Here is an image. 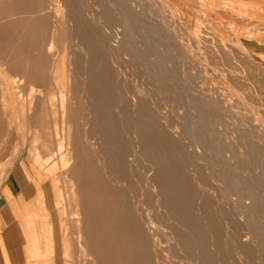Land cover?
Segmentation results:
<instances>
[{
    "label": "rangeland",
    "instance_id": "obj_1",
    "mask_svg": "<svg viewBox=\"0 0 264 264\" xmlns=\"http://www.w3.org/2000/svg\"><path fill=\"white\" fill-rule=\"evenodd\" d=\"M64 1L67 2L66 0H0V64H1L0 69L2 68L3 72L6 71V73L4 72L5 76H3V72L0 71V76H1L0 77V197L4 193L3 189H4L5 181L7 180L8 176L12 174L13 172L12 168L14 167L22 168L24 170L23 171L24 173L30 172V176L36 174L34 175V177L37 179H40V183H43L44 186L45 185L47 186V192L50 195V198L52 199V203H53L52 207L56 211L55 213H56V218H57V236H58V247L57 248L58 249L53 250L52 253L50 252L48 253V251L46 250V253H47L46 256L53 255L55 259H58L57 262H59V264H90L88 260L91 259L92 257L88 255V253L92 251V249L94 248L92 246L93 244L91 243L92 242L94 243L93 241L94 239H92V237L96 238V236L92 235V236L87 237L86 236L88 234L87 232L91 234V231H92L91 229H93V226H98V225L101 226L102 224H103L102 228L103 226H106V224H108L107 226H110L108 223L109 212L112 210V212L110 213L114 215V211H115L114 207H112L113 205L109 202L110 198L107 195L106 196L103 195V194H107L106 191L104 192V189L102 191L103 192L102 195L104 198V199L102 198L103 204H99V206L97 205L98 191L96 190L97 189L99 190L100 188H97L95 186H97V184L98 186L101 185L100 183H102V186H104V184L105 185L109 184L111 186L110 183H113V180L111 181L112 177L109 176L110 172L106 170L101 171L100 167H99L100 169H98L97 167V170H99L100 173L98 171L99 174H96L97 173V170H95L96 169V165H95L96 163L95 155L96 154L94 153V150L97 148L96 146L97 144L94 142H96L98 138L96 137V133H95V131H97L95 129L96 127L93 126V124L96 123L94 119V114L98 112L97 110L100 111L99 108L102 109L101 111H103L104 108L107 110L111 108V110H114V113H117L115 109L119 107L120 104L121 106L123 105V103L125 102L124 99H126L127 93L136 92L137 90L143 91V89H146L143 92L146 93L148 91L149 94L151 93L152 95L153 93L152 91L154 89V93L152 97L156 96L157 98L155 97L154 99L157 102H159L158 101L159 99L161 105L163 106L166 105L164 110L167 112L170 110V112L168 113L171 118L174 116L175 114L174 107L176 106L177 103L176 101H174L175 98L173 96L174 95L173 89L170 88L171 89L170 90L169 88H165L163 87L161 82H156L155 80H153L152 76L151 75L149 76V74H147L149 72L146 68H145L146 70V73H145L144 67H146V63H145V58L143 56L145 54L144 53L145 51L154 52V47H155L154 43H155L156 38L159 40H163V44L168 45V42L166 39L170 38L171 34H170V29L168 28V23L161 25L160 20H158L157 21L158 24L154 26L153 32L148 31L147 37L149 40L145 41L144 34H143L144 32L143 28H140L139 31H142V30L143 31L142 33L139 32V35L136 33V36H135V34L133 33L131 37H129L130 38L129 40L131 42H133L134 39L135 41L133 42V44L131 42H128L129 43L127 45L128 47L125 49L130 50L132 48H136L137 50L133 49V52H131L130 50L131 54L129 53V50L127 51L128 53H126L125 49H122L124 51H122L121 49H116V52H115V50L108 48L110 47V45H108V43L110 42V39L108 38V36L104 35L103 31L100 29V26L98 25L97 22H100V20L103 21L104 15L107 14V12L108 14L110 13L109 14L110 19L108 18L109 19L108 23L112 27L110 25L109 26L112 29H116L117 27V29H119V36L121 37L123 34L120 33V30H121L120 28L123 27L122 30L124 31L125 28L123 24L125 23H123V21L121 20L122 11H121V7H120L121 4L119 3V0H114V1L112 0H109V1L108 0H85V1L84 0H69L67 4L74 5L73 7L76 8L75 9L76 12L79 9L78 13L81 14V16L82 14H84L82 16L84 18L80 20V23L79 21L69 22V20L66 18V15H65L66 6H64L65 5ZM81 1L85 3L83 4ZM110 1L112 2L110 3ZM139 1H142L141 7L143 6V8L145 9H149L150 8L149 6H153L155 9L159 7V4L155 2V0H148V1L139 0ZM165 1L168 5L172 7L170 8V10L172 11L174 10V15L176 18V21L172 25V27L173 26L175 27L172 28V30L175 32V36L177 35L178 39H180L184 43L185 47L187 48L185 56L187 57V59H189L187 60V62L189 64V67H192L190 69L193 70V72L191 71L192 73L191 75H193V77L195 76V80L193 81L192 86H195L198 89H202L205 92H207L208 88L209 90H211L210 88H212L213 85L215 84L218 85L221 89L224 88L225 92L226 90L229 89L230 91L229 90L227 91L228 97L226 96V98H228L227 101L228 103L229 102L230 103L228 104L226 101V104H228L227 105L228 107H231L230 109L233 108L235 112L233 110L231 111L232 116L230 117L228 116L229 118L226 117L224 119L225 121H223V125L224 123L228 121L226 124L228 126L233 127L234 125L232 124H235V122L241 119H244L249 123V128L247 132H249L250 136H252L253 138H258L257 136L258 134L264 133V116H263L264 115V112H263L264 111V42L257 41L255 40V38L258 35L259 36L264 35V25H259V26L253 25L250 19H247L244 16L238 15L233 9L234 7L230 6L227 2L226 4L216 3V5L214 6L212 10H208L207 7L204 5L205 0H165ZM76 2H78L80 6L77 5ZM81 4L84 6H82ZM85 4L89 5L90 7L85 6ZM92 6L97 9H93ZM81 7H83L82 9L84 10H81ZM86 7L89 8V10ZM79 11H81V13ZM95 11L98 13V15ZM92 12L95 13L94 15H92L95 24H93L92 23L93 20L91 22V19H89V17L87 16V14H90V13L92 14ZM96 18L98 20H96ZM88 19L90 20L89 23L86 22L88 21ZM156 20H157V17H156ZM69 23H71L72 25L71 24L69 25ZM77 24H79V26H77ZM74 26H75V29L77 28L76 30L74 29ZM72 28L74 29V31H72L73 30ZM79 30L81 32L85 30L87 34L80 36V34L78 33ZM88 30H92V32L99 31V33L97 34L88 33ZM71 32H74V33H71ZM88 34H90V37ZM101 34H103V36ZM95 36H96V40H95ZM74 37H76L77 40L76 38L74 39ZM91 37H92V40H91ZM82 38H85L83 42L80 41L82 40ZM51 39L54 41V46H52V48L50 44ZM85 40H86V43H85ZM93 40L97 44L96 43L94 44ZM107 40H108V43H106ZM87 41L88 42L90 41V42L88 43ZM93 44L96 46L94 47ZM103 44H105V46ZM83 45L84 47H82ZM88 45H91V46L93 45L94 47L93 50H88L89 49ZM99 47L103 48L102 51H101V48ZM138 47H139V50H138ZM105 48H108V49H105ZM73 50H74V53H73ZM75 50L78 51V52L76 51L77 55L78 53L79 54L83 52L84 53L83 55L81 54L82 56L79 55V58H77V56H75ZM103 50L105 51L108 50V51L106 54H104ZM91 51L92 52L94 51L93 52L94 54ZM111 51L113 52V55L110 54ZM107 55H109V57ZM134 57L139 62L136 61ZM99 58H102L104 64H102L103 62ZM109 58H111L112 61L115 59L114 60L115 63L112 61H109ZM118 58L120 60L122 59L121 63L120 61H118L119 60ZM88 59L92 61H89ZM140 59L141 60L143 59L142 62ZM99 63H101L100 65L102 66H100ZM117 63L119 64V66ZM122 63H123V68H121ZM142 63L145 65H143ZM4 64H6V66H4ZM93 64H96V65H93ZM115 65L117 67H120V70L117 67L115 68L114 67ZM136 66L137 67L139 66V67L136 68ZM95 67L97 68V70H94L96 69ZM140 67L142 70L138 71L139 73L137 72L138 73L137 74L136 70L140 69ZM124 68L126 71L124 70ZM121 70H124V75L125 76L128 75L129 77L128 76L125 77L123 75V71ZM198 70H200V72L202 70L203 71L199 73ZM88 71L90 73H88ZM143 71L146 76H149V78H147L144 75ZM195 72L196 74H194ZM7 74H9V77ZM130 74L132 75L130 76ZM6 75H7V78H5ZM138 75H139L140 82L143 80L142 83H140L139 85L140 87L138 86L139 80L138 79L137 81L135 80L136 78H138ZM132 76H135L136 78L134 79V77ZM91 77H93V82L95 86L97 83L96 87L98 89H94V90L88 89V85L86 86L88 82L93 83ZM118 77L122 79V83H121V79ZM124 77L128 79V80L126 79L127 80L126 82H125ZM145 78L148 79V83L145 80ZM207 78L210 80H208ZM233 78L236 80H234ZM129 79L131 80L129 81ZM100 80L101 82H99ZM86 81L88 82L86 83ZM202 81H204V83ZM219 83H221V86ZM146 84L149 85L150 87L147 86ZM153 84L156 87H154ZM104 85H109L112 87V92L114 93L113 95L115 97L114 96L109 97V95H107L108 97L107 98L106 96H104L106 95L105 94L106 90L101 91V87L103 88ZM121 85H123V87ZM143 85H145L146 88ZM142 86L143 88H141ZM82 87H84V89ZM138 87L140 89H138ZM134 88L136 89V91ZM156 89L158 90V92ZM161 89L165 91L163 92ZM125 92L127 93L125 94ZM237 92L239 94H237ZM90 93H92L93 95ZM157 93L159 94V97L157 96ZM101 96L103 100L101 99ZM233 96H237L235 97L237 100L234 101L235 98H233ZM87 97L89 99H87ZM119 97H122V98L119 99ZM93 99L94 100L96 99V100L93 101ZM86 101L88 102L85 103ZM114 101L116 102V104ZM231 102H234V103H231ZM93 109L96 111L95 113ZM92 111H93V114H92ZM171 111L174 112V114L171 113ZM178 114L180 113L175 114V117H176L175 120L177 122L182 119V114L180 115ZM234 114H237V116ZM88 119L89 120L92 119V120L89 122ZM214 119L218 121L219 117L214 115ZM228 119H231V121ZM86 120L88 122H86ZM190 120L191 119L188 117L185 120V122L192 123V120L191 121ZM125 123H126L125 120L119 121V123L114 122V124L111 122H107L108 127L106 126L107 124L105 123L104 125L107 128L103 130H107L108 132L107 131H103V132H107L108 134L111 135V131H112L111 128H112L114 130L113 133H115V134H112V138H114L115 135L117 137V134H119L118 135L119 141H121V143H125L127 149L132 150L134 148L133 147L134 138L132 134L136 133V129L134 130L133 127L127 126ZM110 124H113L115 127ZM123 124L127 128H125ZM104 125L102 127H104ZM222 127L223 126L221 125L220 128L222 129ZM223 128L225 131L226 127H223ZM261 130H263V132ZM242 131H244V129H242ZM85 134L88 136H86ZM95 138H96V141H95ZM90 139H93V140H90ZM209 142L210 141L207 140L204 143L199 142L198 144V151L201 152L202 157L205 158L208 155V159L211 162L221 161V163L223 162L224 164H226V161L231 160L230 162L233 163V159H231V157L226 159L220 154V152H217V150L215 149L213 150L212 148H210L212 144L211 142L210 144H208ZM261 143L264 146L263 144L264 136L261 138ZM261 143H259L260 150H259V146L257 148L256 147L250 148V152H252L254 149L253 152L255 154L252 152L254 157L253 159H251L250 162H248V165L250 166V168H248L249 167L248 165H247L248 167H244L245 170L247 169L246 170L247 175L246 174L244 175L247 176L248 180L250 179V175L252 174V171L254 174H256V177H258V178H255V175L252 174L253 176L251 175V177H253V179L251 178V182L255 183V185L257 184L255 186L257 189L255 190L257 191L258 195H260L261 198H258V197L255 198V203H253V201L251 200L249 196H246L247 194L243 195V197L240 195H236V194L234 195L230 194L229 197L225 195L224 196L225 199L224 197L223 199H219V196H218L219 188L216 186L217 183H214V182H217V180L213 179V176L215 173L209 171L207 168H204L205 173L203 174L204 175L203 178L204 180L207 179L205 180L207 181V183L208 182L210 183V184L208 183V186H209L208 188L209 190L211 188L210 192L212 191L211 192L212 197H210L212 199L211 201L212 203H210V206L213 207L212 205H214V203H216L217 201L214 199L218 198L220 202L223 201L221 202L222 206L219 207L222 210L220 211L219 208L218 210L217 208H215L217 210L215 211L214 209L215 205H214V207L212 208L214 211L212 210L213 213L211 217L208 219L207 218L203 219V217L199 215L195 209L197 200L194 199L196 201L193 200L195 204L194 206H192V208L194 207L195 210L194 209L192 210L193 213H191V215L189 216L190 217L189 219L190 220L193 219L195 223L194 224L190 223V225L188 224L189 223V221H187L188 219L187 220L185 219L187 218V215L185 214L186 212L184 211H185V207L187 208L189 206L188 203L191 202V200L189 202L186 201L183 198L182 192H180L181 195H179L178 193L180 190L179 188H178L179 190L176 188L178 192H175V195L173 194L170 197L168 196V200L161 195L160 198L156 197L158 201L155 202V199H156L155 195L152 194V188L149 182H147V180L149 179L146 178V174H145L147 170L146 168L149 167L147 166V164H145L146 160H144L143 162L140 161L139 162L140 165L138 164L139 166L137 165L136 169H133L134 171L125 169V173H126L125 177L128 176L127 180L130 179L129 181H131L128 185L129 190H127V194H128V191L129 192L132 191L127 195L128 198L131 197L132 199L127 198V202L131 205L135 203V205L137 204L136 207L139 206V208L141 206L140 212L141 210L144 209L142 213L139 212L142 216L144 215L143 218L147 219V220L144 219L143 222L145 220L146 221L150 220L148 222L145 221L146 225H144L145 222L143 223L141 220H139L140 222L138 221L140 223V225L138 226H140L141 234L145 233V235L143 234L145 237L141 235L142 239L144 240V248H143L144 250L142 249V251H138L137 249H133L134 239L132 238V236L128 237V240L131 239L132 242L127 240L128 246H127L126 252H125L126 244L124 243L122 245L121 243H119V240H121L120 238L117 239L119 243V245L116 244L117 246L116 245L114 246L113 244L111 245L109 243L110 240L113 241L112 238H114V234H113L114 228L126 227V224H123V222H121L122 220L120 219L121 217H119L120 220L118 219L120 222H117L118 220L114 216H112L113 221H109L113 223L111 227L112 233L110 234V236L108 235L109 233H106V230L110 232V228H108L107 226H106L107 228L105 227L106 230H104V233H102V236L104 234L106 235H104V237H102L103 240H101V245L103 244L101 246V249L103 251L101 249H100L101 252H99L100 250L97 251V253L99 254L98 255L99 259H100V260H97L99 261L98 264H100V262L101 264L103 263L111 264L110 261L113 262L112 264H115V259H114L115 255L117 257L122 256L123 258H125L124 261L117 260L116 264H124V263L141 264V262L142 264H146V262L147 264H151V262L152 264H155L156 262L157 263L159 262L158 264H170V263L171 264H191V262L195 261L196 258L198 257H199V260L197 259L195 261L196 264L197 263H200V264H206V263L207 264H253V262L254 264H262V263L264 264V256H263L264 255V248H263L264 247V221L262 220L259 221L260 220L259 218L264 219V216H263L264 215V196H261V195H264V191H263L264 190L263 189L264 187L263 186L264 185V170L263 169L264 168H261V170L256 169V165L258 164L260 165L261 163L259 151L262 150L261 151L262 154L264 152V149H263L264 147L261 145ZM59 144H62L61 148H59ZM90 144L91 146H89ZM206 148H208L207 150L209 152L206 151ZM239 149L241 150V148ZM242 149L245 150L244 148ZM89 150L91 151L89 152ZM210 151H213L214 153L213 152L210 153ZM187 152L188 151L186 150L185 152L182 151V155L187 156L186 155ZM65 153L68 154L67 156L69 157L64 158L63 155ZM212 153L214 154V156L212 155ZM68 158H70V161H67ZM92 158L93 160H91ZM255 158L258 160L260 159V161L257 160L259 163L256 164L257 161H254L256 160ZM85 159L87 160L85 161ZM183 159H187V158H183ZM88 160L90 161V163L88 162ZM91 162L94 165H92ZM201 162L206 163L204 159H201ZM252 162H254L255 164ZM170 163L171 162H168V165L170 167H173L172 166L173 164L170 165ZM187 166L190 167L188 163H187ZM243 166H245V164ZM32 167L35 168L34 170L35 173L33 172ZM235 167L237 168L242 167L238 159L235 161ZM92 168H95L94 169L95 171ZM223 168L226 170L225 166H223ZM143 169L145 170V172ZM186 169L187 171H189L188 167ZM259 170L262 174L259 173ZM88 171H91V172L93 171V173L88 172ZM102 172H104L105 174L106 172L108 173L107 175H105ZM248 172H251L250 175ZM94 173L98 175V177H96ZM92 174H94L95 176L93 177ZM127 174H130V175H127ZM87 176L90 177L91 179L88 178ZM102 176L105 177L106 179L104 178L105 180H102L103 179ZM107 178L109 180H107ZM211 179L213 180L211 181ZM80 180L83 181L86 187L90 185L91 186L94 185V186L91 188L89 187L90 189L87 188L85 190L86 187L84 186L83 188L82 181ZM97 180L99 181V183ZM100 181H103V182H100ZM259 181L261 183L263 182L262 186ZM170 182L173 183V185L175 184L174 188L177 186L175 180L173 182L170 180ZM148 186L150 190L148 189ZM259 187L262 190L259 189ZM79 188H80L81 193L79 192ZM130 188L133 190H131ZM88 189L90 191H88ZM76 191L78 192L76 193ZM94 191H96L95 192L96 194L94 193ZM88 192L90 193V196L89 194H87ZM79 195L81 196L83 195V196L80 197ZM134 196H136V198ZM92 197H94L95 199L93 200ZM95 200L97 201V203ZM104 200L107 203L104 204L105 202ZM132 200L134 202H132ZM138 200H139V203H137ZM174 200L177 203H175ZM243 200L245 202H243ZM164 201H166V203ZM257 201L259 202V204H257L258 203ZM92 202L96 204L93 205ZM161 202H163L165 205ZM183 202L184 204L186 203L185 206L183 205ZM193 202H191V204H193ZM159 203L161 204L159 205ZM170 203H172L173 205L172 204L170 205ZM104 205H106V207ZM158 205L159 206L162 205V206L158 207ZM168 205H170V207ZM237 205L239 207L241 206L240 208L242 210L244 209L243 211L245 213L254 212L255 208L253 206L257 205L256 208L259 206L257 208L258 215L259 214L261 215L263 214V215L262 217H260V215L259 216L257 215V217H259L258 218L259 222L257 221L256 224L245 226L243 222L239 219L238 215L236 214V211L232 210V209H235V206ZM144 206L147 209L143 208ZM95 207L97 210H101V209L102 210L96 211ZM165 207L166 209H168V211L165 209ZM180 207L184 209L181 210ZM92 208L94 209L92 210ZM79 209H81L82 211L85 210V212L79 215L77 212ZM178 209L180 212H178ZM106 210H108V212ZM96 212H99L100 215L102 216L100 217V215L97 214ZM103 212L107 213L108 215L105 214L106 217H104ZM171 212L173 215L171 214ZM178 215L181 216L182 218L178 217ZM185 215L186 217L183 218V216ZM84 217H86L87 219L86 226L84 225V223L80 222L81 218H84ZM97 219L99 222L97 221ZM100 219L103 221L104 219H107V220H105L104 222L102 221L101 223ZM104 223L106 224L104 225ZM114 224L117 226H114ZM210 224L212 227L210 226ZM207 225L209 228L207 227ZM255 225L259 227H256ZM129 227L131 226L128 225L127 228ZM141 227L145 229H142ZM229 227H230V230H229ZM145 230H148L149 233L148 231L145 232ZM209 231L210 232L212 231V232L210 233ZM157 233L161 234L162 237L161 236L159 237L158 236L159 234L157 235ZM209 233L211 234V236ZM245 233H250L252 237L253 236L257 237V244L259 243L258 245H255L257 247L248 246L247 247L248 249H247L246 247L241 246L243 243V238L245 237L243 235ZM155 234L157 236H155ZM149 235H150V238H149L150 241H147L145 238L146 236H149ZM212 235L214 236V239H212L213 238ZM260 236L263 239H261ZM158 237H159V240H157ZM81 238H82V241H80ZM85 239L88 244L87 248L83 246L84 244H82L83 240ZM106 239L108 240V242H106ZM160 240L161 241L163 240V241L161 242ZM212 240H214L213 243L215 242L214 245L211 242ZM261 240L263 241V243L261 242ZM103 241L106 243L109 249L107 248L106 245H104L105 243ZM259 241L262 243V245ZM108 244L110 245V247ZM130 246L132 247L130 248ZM91 247L93 248L90 249ZM116 248L117 249L120 248V249L117 250ZM153 248H160L159 249L160 253L159 251H157L158 249H154V252H153L152 250ZM66 249H67V252H66ZM241 249L242 251H240ZM245 249L252 251L253 253L251 252L249 253L248 251L246 252ZM238 250L240 252H243L244 258H239L238 256L239 254H237L239 253ZM129 251H131V254L129 253ZM147 252H150V253H147ZM247 254L248 256L246 257ZM145 255L150 257V259L146 257ZM257 256L261 258L258 259ZM100 257H102L103 260H101ZM128 257H129V260H128ZM189 257H192V258H189ZM136 258L138 259L136 260ZM143 259L145 261H143ZM155 259H157V261ZM192 259H195V260H192ZM90 262L92 261L90 260ZM186 262H189V263H186ZM91 264H96V263L92 262Z\"/></svg>",
    "mask_w": 264,
    "mask_h": 264
},
{
    "label": "bare ground",
    "instance_id": "obj_2",
    "mask_svg": "<svg viewBox=\"0 0 264 264\" xmlns=\"http://www.w3.org/2000/svg\"><path fill=\"white\" fill-rule=\"evenodd\" d=\"M67 2H65V5L64 6H66V18L69 20V22H72V21H74V22H77V21H79V23H80V20H82V18H84V17H82L84 14H82V16H81V14H79L78 13V10H77V12L75 11V9L76 8H74L73 6L74 5H70V4H67L68 2H69V0H66ZM85 1V0H84ZM109 1V0H108ZM112 1H114V0H112ZM112 1H110V3L112 2ZM133 1V2H132ZM145 1V0H144ZM148 1V0H147ZM82 2V1H81ZM130 2H131V4H130ZM141 2L142 1H139V0H119V3L121 4V11H122V21H123V23H125V24H123L124 25V28H125V30L123 31L122 30V28L123 27H121L120 29V33L121 34H123L121 37L119 36V29H117V27H116V29H112L111 27V25L108 23V20L110 19L109 18V14H108V12H107V14H105L104 15V20L103 21H101L100 20V22H97L98 23V25L100 26V29L103 31V33H104V35H106V36H108V38L110 39V42L108 43V40L106 41V43H108V45H110V47H108V48H111L112 50H115V52H116V49H125V48H127L128 46V42H131L129 39V37H131V35L134 33L135 34V36H136V33L139 35V32L140 33H142V31L144 30V32H143V34H144V39H145V41H147V40H149L148 39V37H147V34H148V31H152L153 32V30H154V26L156 25V24H158L157 23V21L158 20H160V24L162 25H164V24H167L168 23V28L170 29V34H171V37L170 38H168V39H166L167 40V42H168V45H165V44H163V40H159V39H155V43H154V52H148V51H145L144 53V58H145V63H146V67H144V70H145V68L148 70V72L149 73H147V74H149V76L151 75L152 76V78H153V80H155L156 82H161L162 83V85H163V87H165V88H171V89H173V93H174V98H175V100L174 101H176V106L174 107L175 108V114L176 113H180V114H182V119L180 120V121H176L175 120V114H174V112H172L171 111V113H173L174 114V116L171 118L170 117V115H169V113L168 112H170V110L167 112V111H165L164 110V108H165V106H163V105H161V103H160V100L158 99V101L159 102H157L154 98L156 97H152L153 96V93H154V89H153V93H152V95H151V93L149 94V92L147 91L146 93L145 92H143L144 90H146V89H143V91L142 90H140V91H136V89H135V91L136 92H131V93H127V92H125V94L127 93V95H126V99H124L125 100V102L123 103V105L121 106V104L119 105V103H118V105H119V107H117L116 109H115V111L117 112V113H114V110H111V108L109 109V110H107V109H103V111H101L102 109L101 108H99L100 109V111L99 110H97L98 112H96L94 109H93V111H94V119H95V121H96V123H94V124H96V125H94L92 122V124H93V126H95L96 128V130L98 131H95V133H96V137L98 138L97 139V141H96V138H95V141L96 142H94V143H96L97 145V148L95 149V147H94V153L96 154L95 156H96V163H95V165H96V169L95 168H92L93 170L95 169V170H97V167H98V169H100L101 171L102 170H106V171H108V172H110V175L109 176H111L112 178H111V181L113 180V183H110L111 184V186L108 184V185H105L104 184V186H102V183H100L101 185H99L98 186V184H97V186H95V187H97V188H100L99 190L97 189L96 191H98V199H97V201H98V203H97V201H96V203H97V205L99 206V204H103V200H102V198H103V195H107L109 198H110V203L113 205L112 207H114V215H112V213H110V212H112V210L109 212V221H113L112 219H113V217L112 216H114L117 220L119 219V217H121L120 219H122L121 220V222H123V224H126V227H123V225H122V227L123 228H114L113 229V234H114V238H112L113 239V241L112 240H110L109 241V243L112 245H116V244H118L119 245V243H121L122 245L125 243L126 244V250L125 249H123V250H125V252L127 251V246H128V243H127V240H128V237L129 236H132V238L134 239V245H133V249H137L138 251H142V249L144 248V240L142 239V236L141 235H145V233H142L141 234V232H140V226H138V225H140V221L139 220H141L142 222H143V220L144 219H146V218H143L144 217V215L142 216L140 213H142V211L144 210H141V212H140V208H141V206H140V208H139V206L138 207H136L137 206V204L135 205V203H133V205H131V204H129L128 202H127V195L130 193V192H132V191H128V194H127V190H129L128 189V185H129V183L131 182V181H129V180H127V178H128V176L127 177H125L126 176V173H125V169H128V170H132V171H134L133 169H136V167H137V165L139 164V162L140 161H144V160H146V162H145V164H147V166H149L148 168H146L147 170H146V178H148L149 180H147V182H149V184H150V186H151V188H152V194H154L155 195V198L157 197V198H160V196L162 195L164 198H166L167 200H168V196L170 197V196H172L173 194L175 195V192H178V190H179V195H181L180 194V192H182V195H183V198L186 200V201H190L191 200V202H193V200L194 199H196L197 200V202H196V207H195V209H196V211L198 212V214L199 215H201L202 217H203V219L204 218H210L211 217V215H212V213H213V207H214V205H215V207H214V209L215 208H217V210H218V208L220 207V206H222V204H221V202H223V201H219L218 200V198L216 199H214V200H217L216 201V203H214V205H212L213 207H211L210 206V203H212L211 201H212V199L210 198V197H212V195H211V192H210V190H211V188H210V190H209V186H208V183H207V181H205V180H207V179H205L204 180V178H203V174L205 173L204 172V168H207L209 171H211V172H213V173H215L214 174V176H213V179H215V180H217V182H214V183H217V187L219 188V199H223V197L225 196V195H227L228 197H229V195L231 194V195H234V194H236V195H240V196H242L243 197V195H245V194H247L246 196H249L250 198H251V200L253 201V203H255V198H261L260 197V195H258V193H257V191L255 190V189H257L255 186L257 185H255V183H252L251 182V178L253 179V177H251V175L252 174H254L253 173V171H252V174L250 175V173L251 172H248L249 173V175H250V181L247 179V176H245L244 174H246V170L244 169V167H248L249 165H248V162H250L251 161V159H253V151H254V149H253V153L252 152H250V148L251 147H258L259 146V143H261V138L264 136L263 134L264 133H262V134H258L257 136H258V138H253L252 136H250V133L249 132H247V130H248V128H249V123L246 121V120H244V119H241V120H239V121H237V122H235V124H232V125H234L233 127L232 126H228L226 123L228 122H226V123H224V125H223V121H225L224 119L226 118V117H230V116H232L231 115V111L233 110V108L232 109H230L231 107H228L227 105L230 103H228V101H227V99L228 98H226V96L228 97V93H227V91L229 90H226V92L224 91V88H220L218 85H213V87L212 88H210L211 90H209V88H208V90H207V92H205V91H203L202 89H198V88H196L195 86H192V83H193V81L195 80V76L193 77V75H191L192 73H191V71L193 72V70L192 69H190V68H192V67H189V64H188V62H187V60H189V59H187V57L185 56V53H186V50H187V48L185 47V45H184V43L180 40V39H178V36L176 37L175 36V32L172 30V28H174L175 26H173L172 27V25L174 24V22L176 21V18H175V15H174V10L172 11V10H170V8H172L170 5H168L167 3H166V1L165 0H155V2H157L158 4H159V7L157 8V9H155L153 6H149L150 8L149 9H145V8H143V6L141 7ZM61 3V2H60ZM63 3V2H62ZM77 3V5H79V3L78 2H76ZM75 3V4H76ZM83 3V2H82ZM85 3V2H84ZM83 3V4H84ZM33 4V3H32ZM82 5V4H81ZM80 6V5H79ZM78 6V7H79ZM82 6H84V5H82ZM85 6H89V5H86L85 4ZM76 7V6H75ZM90 7V6H89ZM93 7V6H92ZM80 8V7H79ZM83 7H81V10H84V9H82ZM87 8V7H86ZM169 8V9H168ZM47 9V8H46ZM88 10H89V8H87ZM93 9H97V8H95V7H93ZM44 10V9H43ZM87 10V11H88ZM92 11V10H91ZM90 11V12H91ZM166 11H168V12H166ZM80 13H81V11H79ZM83 12V11H82ZM86 12V11H85ZM96 12V11H95ZM97 12H98V10H97ZM96 12V13H97ZM78 13V14H77ZM89 13V12H88ZM85 14H87V13H85ZM95 13H93L92 12V14L90 13V14H87V16L89 17V19H91V22H92V20H93V17H92V15H94ZM97 15H98V13H97ZM31 16V15H30ZM156 17H157V20H156ZM85 18H87V17H85ZM100 18H102V17H100ZM109 18V19H108ZM169 18V19H168ZM88 19V21H86V22H90V20ZM96 20H98L97 18H96ZM84 21H85V19H84ZM84 21H83V23H84ZM111 21V20H110ZM109 21V22H110ZM93 24H95L94 23V20H93V22H92ZM96 23V24H97ZM71 23H69V25H70ZM81 24H82V22H81ZM72 25V24H71ZM87 25V24H86ZM111 27H110V26ZM77 26H79V24H77ZM82 26V25H81ZM84 26V25H83ZM90 26V25H89ZM80 28V27H79ZM84 28V27H83ZM94 28V27H93ZM97 28V27H96ZM140 28H143V30L142 31H139L140 30ZM73 29V28H72ZM74 29H75V26H74ZM74 29L72 30V31H74ZM77 29V28H76ZM75 29V30H76ZM81 29H82V27H81ZM90 29V28H89ZM177 29V28H176ZM95 30V29H94ZM100 30V31H101ZM83 31V30H82ZM96 31V30H95ZM98 31V30H97ZM133 31V32H132ZM177 31V30H176ZM71 33H74V32H71ZM78 33L80 34V36H83L84 34L86 35L87 33L85 32V30L83 31V32H81L80 30L78 31ZM88 33H99V31L98 32H92V30H88ZM142 34V35H143ZM182 34V33H181ZM89 35V37H90V34H88ZM98 35H100V34H98ZM102 36H103V34H101ZM142 35H140V36H142ZM183 35V34H182ZM181 35V36H182ZM77 36V35H76ZM101 36V37H102ZM134 36V37H135ZM53 37V36H52ZM78 37V36H77ZM98 37V36H97ZM105 37V36H104ZM103 37V38H104ZM133 37V38H134ZM76 37H74V39H75ZM100 38V37H99ZM98 38V39H99ZM107 38V39H108ZM133 38H131V39H133ZM143 38V37H142ZM141 38V39H142ZM53 39V38H52ZM51 39V42H50V44H51V48H52V46H54V41ZM79 39V38H78ZM85 38H82V40H80V41H82L83 42V40H84ZM136 39H137V37H136ZM76 40H77V38H76ZM91 40H92V37H91ZM95 40H96V36H95ZM102 41V40H101ZM104 41V40H103ZM134 41H135V39H134ZM133 41V42H134ZM79 42V41H78ZM77 42V43H78ZM81 42V43H82ZM88 42V41H87ZM90 42V41H89ZM88 42V43H89ZM93 42H94V44L96 43L94 40H93ZM100 42V41H99ZM133 42H131L132 44H133ZM80 43V42H79ZM78 43V44H79ZM85 43H86V40H85ZM104 43V42H103ZM130 43V44H131ZM75 44H76V42H75ZM91 44V43H90ZM93 44V45H94ZM97 44V43H96ZM102 44V43H101ZM93 45L91 46V45H88V50H93V48L96 46V45H94V47H93ZM98 45H100V44H98ZM104 46H105V44H103ZM77 46V45H76ZM80 46V45H79ZM82 47H84V45L82 46ZM86 47V46H85ZM98 47V46H97ZM102 47V46H101ZM101 47H99V48H101ZM108 48H105V49H108ZM76 49V48H75ZM98 49V48H97ZM102 49L103 48H101V51H102ZM133 49H135V50H137L136 48H132V49H130L131 50V52H133ZM78 50V49H77ZM77 50H75V56H77V58H79V55L80 56H82L83 55V53H78V55L76 54V51ZM121 50H119V51H121ZM129 50V49H128ZM128 50H126L125 49V51H126V53H128L127 51ZM130 50H129V53H130ZM138 50H139V47H138ZM84 51H85V49H84ZM95 51H97V50H95ZM104 51V54H106L107 53V51L108 50H103ZM110 51V50H109ZM122 51H124V50H122ZM78 52V51H77ZM80 52V51H79ZM82 52V51H81ZM92 52V51H91ZM94 52V51H93ZM92 52V53H93ZM98 52H99V50H98ZM112 52V51H111ZM110 52V54H112L113 55V52L111 53ZM118 52V51H117ZM73 53H74V50H73ZM95 53H97V52H95ZM109 53V52H108ZM126 53H124V54H126ZM82 54V55H81ZM88 54H90V53H88ZM94 54V53H93ZM103 54V53H102ZM109 54V55H110ZM131 54V53H130ZM74 55V54H73ZM109 55H107L108 57H109ZM105 56V55H104ZM137 57V56H136ZM140 57V56H139ZM83 58V57H82ZM81 58V59H82ZM85 58V57H84ZM88 58V57H87ZM97 58V57H96ZM104 58V57H103ZM142 58V57H141ZM94 59V58H93ZM99 59H101L102 60V58H99ZM119 59V58H118ZM117 59V60H118ZM134 59H136L135 57H134ZM85 60V59H84ZM87 60V59H86ZM89 60V59H88ZM97 60V59H96ZM115 60V59H114ZM112 61L111 60V58H109V61H112V62H114L115 63V61ZM122 60V59H121ZM120 59L118 60V61H120V63L122 62ZM141 60V59H140ZM143 60V59H142ZM142 60H141V62H142ZM89 61H92V60H89ZM94 61V60H93ZM106 61H107V59H106ZM117 61V62H118ZM136 61H138L137 59H136ZM102 62H103V60H102ZM111 62V63H112ZM139 62V61H138ZM82 63V62H81ZM92 63V62H91ZM101 63H99V65H100ZM102 64H104V62L102 63ZM118 64V63H117ZM143 64V63H142ZM1 65V64H0ZM81 65V64H80ZM93 65H96V64H93ZM109 65V64H108ZM114 65V64H113ZM112 65V66H113ZM128 65V64H127ZM134 65H136V64H134ZM140 65V64H139ZM143 65H145V64H143ZM3 66V65H2ZM4 66H6V64H4ZM98 66V65H97ZM100 66H102V65H100ZM118 66H119V64H118ZM141 66V65H140ZM80 67V66H79ZM94 67V66H93ZM104 67H105V65H104ZM115 68L117 67L116 65L114 66ZM113 67V68H114ZM139 67V66H138ZM137 66H136V68H138ZM203 67V66H202ZM90 68V67H89ZM96 68V67H95ZM99 68V67H98ZM110 68H111V66H110ZM117 68H119V70H120V67H117ZM121 68H123V63H122V65H121ZM201 68V67H200ZM93 69V68H92ZM196 69V68H195ZM197 69H199V68H197ZM206 69V68H205ZM94 70H97V68L96 69H94ZM103 70V69H102ZM109 70V69H108ZM111 70V69H110ZM115 70V69H114ZM124 70H125V68H124ZM124 70H121V71H123V75H124ZM133 70V69H132ZM140 70H142L141 69V67H140V69H138V70H136V73L138 72V71H140ZM0 71L1 72H3V70H2V68L0 69ZM9 71V70H8ZM101 71V70H100ZM104 71V70H103ZM106 71V70H105ZM126 71V70H125ZM199 71V73H201L200 72V70H198ZM197 71V72H198ZM209 71V70H208ZM5 73H6V71H4ZM4 72H3V76H5L4 75ZM93 72V71H92ZM108 72V71H107ZM106 72V73H107ZM115 72H117V71H115ZM114 72V73H115ZM120 72V71H119ZM118 72V73H119ZM130 72V71H129ZM88 73H90L89 71H88ZM105 73V74H106ZM131 73V72H130ZM139 73V72H138ZM137 73V74H138ZM141 73V72H140ZM143 73H144V71H143ZM145 73H146V70H145ZM145 73H144V75H145ZM93 74V73H92ZM111 74V73H110ZM116 74V73H115ZM126 74V73H125ZM134 74V73H133ZM194 74H196V72L194 73ZM238 74V73H237ZM236 74V75H237ZM8 75V77H9V74H7ZM7 75H6V77L5 78H7ZM90 75V74H89ZM104 75V74H103ZM117 75V74H116ZM132 74H130V76H131ZM135 75V74H134ZM199 75V74H198ZM201 75H203V74H201ZM218 75V74H217ZM233 75V74H232ZM88 76V75H87ZM119 76V75H118ZM121 76V75H120ZM125 76V75H124ZM126 76H128V75H126ZM125 76V77H126ZM146 76V75H145ZM149 76H146L147 78H149ZM205 76V75H204ZM230 76H231V74H230ZM238 76V75H237ZM1 77V76H0ZM110 77V76H109ZM124 77V78H125ZM129 77V76H128ZM132 77H134V79L136 78L135 76H132ZM143 77V76H142ZM197 77V76H196ZM206 77V76H205ZM239 77V76H238ZM92 78V82H93V77H91ZM118 78H120V77H118ZM123 78V77H122ZM144 78V77H143ZM147 78H145V80L147 81V83H148V79ZM204 78V77H203ZM215 78V77H214ZM213 78V79H214ZM105 79V78H104ZM121 79V78H120ZM127 78H125V82L128 80H126ZM133 79V78H132ZM137 79L139 80V75H138V78H136L135 80L137 81ZM140 79H141V77H140ZM205 79V78H204ZM208 79V78H207ZM216 79H217V77H216ZM223 79V78H222ZM231 79V78H230ZM234 79V78H233ZM116 80V79H115ZM131 79H129V81H130ZM135 80H133V81H135ZM208 80H210V79H208ZM232 80V79H231ZM234 80H236V79H234ZM97 81V80H96ZM112 81V80H111ZM143 81V80H142ZM142 81L140 82V80L138 81V86L140 85V83H142ZM219 81V80H218ZM88 81H86V83H87ZM98 82V81H97ZM99 82H101V80L99 81ZM132 82V81H131ZM145 82V81H144ZM150 82V81H149ZM203 83H204V81H202ZM201 82V83H202ZM215 82V81H214ZM220 82V81H219ZM5 83V82H4ZM103 83V82H102ZM121 83H122V79H121ZM135 83V82H134ZM133 83V84H134ZM231 83V82H230ZM107 84V83H106ZM144 84V83H143ZM157 84V83H156ZM220 84V86H221V83H219ZM225 84H226V82H225ZM88 85V89H98L96 86H97V83H96V86H95V84H94V82L93 83H87L86 84V86ZM103 85V84H102ZM116 85H117V83H116ZM115 85V86H116ZM124 85V84H123ZM123 85H121L122 87H123ZM147 85V84H146ZM152 85V84H151ZM154 85V84H153ZM159 85H160V83H159ZM223 85V84H222ZM232 85V84H231ZM100 86H101V84H100ZM113 86V85H112ZM135 86H137V85H135ZM143 86H145V85H143ZM143 86L141 87V88H143ZM147 86H149V85H147ZM158 86V85H157ZM226 86V85H225ZM117 87V86H116ZM120 87V86H119ZM122 87H121V89H122ZM140 87V86H139ZM138 87V89H140ZM150 87V86H149ZM154 87H156L155 85H154ZM83 89H84V87H82ZM125 88V87H124ZM145 88H146V86H145ZM201 88H202V86H201ZM231 88V87H230ZM87 89V90H88ZM130 89V88H129ZM129 89H127V90H129ZM133 89V88H132ZM158 89V88H157ZM156 89V90H157ZM164 89V88H163ZM168 89V90H169ZM170 89V90H171ZM207 89V88H206ZM102 90H106V95H104V96H106L107 97V95H109V97H113L114 95V93L112 92V87L111 86H109V85H104V87L102 88L101 87V91ZM124 90V89H123ZM131 90V89H130ZM149 90V89H148ZM159 90V89H158ZM158 90H157V92H158ZM162 90V89H161ZM160 90V91H161ZM235 90V89H234ZM92 91V90H91ZM101 91H100V93H101ZM163 91V90H162ZM165 91V90H164ZM163 91V92H164ZM230 91V90H229ZM97 92V91H96ZM123 92V91H122ZM130 92V91H129ZM83 93V92H82ZM124 93V92H123ZM168 93V92H167ZM172 93V92H171ZM205 93V94H204ZM229 93H231V92H229ZM236 93V92H235ZM85 94H86V92H85ZM87 94H88V92H87ZM90 94H92V93H90ZM89 94V95H90ZM95 94V93H94ZM118 94H119V92H118ZM237 94H239L238 92H237ZM236 94V95H237ZM93 95V94H92ZM155 95V94H154ZM164 95V94H163ZM230 95H232V94H230ZM234 95V94H233ZM91 96V95H90ZM157 96L159 97V94L157 93ZM171 96V95H170ZM83 97H85V96H83ZM115 97V96H114ZM123 97V96H122ZM122 97H119V99L120 98H122ZM235 97H237V96H233V98H235ZM108 98V97H107ZM125 98V97H124ZM157 98V97H156ZM230 98V97H229ZM233 98H231V99H233ZM87 99H89L88 97H87ZM101 99H102V96H101ZM238 99H240V98H238ZM96 100V99H95ZM94 99H93V101H95ZM103 100V99H102ZM107 100V99H106ZM169 100V99H168ZM235 100H237L236 98L234 99V101ZM112 101V100H111ZM110 101V102H111ZM115 101H116V99H115ZM114 101V102H115ZM170 101V100H169ZM171 101H173V100H171ZM226 101H227V103L228 104H226ZM232 101V100H231ZM88 101H86L85 103H87ZM109 102V103H110ZM117 102H118V100H117ZM92 103V102H91ZM94 103V102H93ZM96 103V102H95ZM105 103V102H104ZM113 103V102H112ZM121 103V102H120ZM172 103V102H171ZM174 103V102H173ZM231 103H234V102H231ZM101 104V103H100ZM99 104V105H100ZM115 104H116V102H115ZM95 105V104H94ZM109 105V104H108ZM118 105H116V106H118ZM168 105V104H167ZM175 105V104H174ZM231 105H233V104H231ZM107 106V105H106ZM169 106V105H168ZM236 106V105H235ZM238 106V105H237ZM86 107V106H85ZM92 107V106H91ZM90 107V108H91ZM96 107V106H95ZM110 107H112V106H110ZM168 108V107H167ZM167 108H166V110H167ZM238 108V107H237ZM236 108V109H237ZM88 109V108H87ZM113 109V108H112ZM245 110V109H244ZM249 110V109H248ZM251 110V109H250ZM259 110V109H258ZM257 110V111H258ZM93 111H92V114H93ZM234 112H235V110H233ZM252 111V110H251ZM256 111V112H257ZM244 112H246V111H244ZM264 112V111H263ZM89 113V112H88ZM91 114V115H92ZM180 114H178V115H180ZM256 114V113H255ZM91 115H90V117H91ZM172 115V114H171ZM177 115V116H178ZM214 115L215 116H218L219 117V120L218 121H216L215 119H214ZM234 115H236L237 116V114H234ZM245 115V114H244ZM250 115V114H249ZM251 116V115H250ZM260 116V115H259ZM264 116V115H263ZM88 117V116H87ZM179 117H181V116H179ZM190 118L191 120H192V123H186L185 122V120L187 119V118ZM228 117V118H229ZM246 117V116H245ZM254 117V116H253ZM261 117V116H260ZM244 118V117H243ZM87 119V118H86ZM90 119V118H89ZM88 119V120H89ZM177 119H178V117H177ZM231 119H232V117H231ZM231 119H228V120H230L231 121ZM234 119V118H233ZM92 120V119H91ZM91 120H89V122L91 121ZM125 120V124L127 125V126H130V127H133L134 128V130L136 129V133H133L132 135H133V143H134V146L133 145H131V146H133L132 148V150H130V149H127L126 148V144L125 143H121V141H119V139H118V135L119 134H117V137H116V135L114 136V138H112V134H115V133H113V129L111 128V135L110 134H108L107 132V130H103V129H105V128H107L108 127V124H107V122H111V123H113L114 124V122L115 123H119V121H124ZM190 120V121H191ZM258 120V119H257ZM260 120V119H259ZM94 121V120H93ZM114 121V122H113ZM86 122H88L87 120H86ZM254 122V121H253ZM90 123V124H91ZM107 124L106 126L104 125V124ZM230 123V122H229ZM232 123V122H231ZM259 123H260V121H259ZM259 123H258V125H259ZM263 123V122H262ZM261 123V124H262ZM113 124H110V125H112V126H114ZM104 125V127H102ZM124 125V124H123ZM223 126V127H226L225 128V131H224V128L222 127V129L220 128V126ZM226 125V126H225ZM252 125V124H251ZM257 125V126H258ZM118 126V125H117ZM253 126V125H252ZM85 127V126H84ZM89 127V126H88ZM115 127V126H114ZM124 127H125V125H124ZM259 127V126H258ZM93 128V127H92ZM118 128V127H117ZM125 128H127V127H125ZM200 128V129H199ZM242 129H244V131H242ZM262 129H263V127H262ZM91 130V129H90ZM110 130V129H109ZM118 130V129H117ZM133 130V129H132ZM93 131H94V129H93ZM103 131H107V132H103ZM262 132H263V130H261ZM93 134V133H92ZM86 135V134H85ZM129 135H131V134H129ZM86 136H88V135H86ZM92 136V135H91ZM130 137V136H129ZM106 138V139H105ZM122 138V137H121ZM132 138V137H131ZM104 139V140H103ZM123 139V138H122ZM90 140H93V139H90ZM210 141L211 142V147L210 148H212L213 150L215 149V150H217V152H220V154L223 156V157H225L226 159H228L229 157H231V159H233V163H231L230 161L231 160H229V161H226V164H224L223 162L221 163V161H219V162H211L209 159H208V155H207V157H202L201 156V152L200 151H198V144H199V142H206V141ZM88 141V140H87ZM125 141H127V140H125ZM263 141V140H262ZM210 142L208 143V144H210ZM86 143V142H85ZM92 143V142H91ZM87 144V143H86ZM264 144V143H263ZM130 145V144H129ZM261 145H262V143H261ZM86 146V145H85ZM89 146H91V144L89 145ZM89 146H87V147H89ZM93 146H95V145H93ZM128 146V145H127ZM209 146V145H208ZM263 146V145H262ZM261 146V147H262ZM62 147V144H59V148H61ZM125 147V148H124ZM264 147V146H263ZM169 150H167V149ZM239 148H241V150L239 149ZM242 148H244L245 150H243ZM91 149H92V147H91ZM208 148H206V151L207 152H209L208 150H207ZM264 149V148H263ZM166 150V151H165ZM185 150L186 151H188L187 152V156H183L182 155V151H184L185 152ZM211 150V149H210ZM256 150V149H255ZM259 150H260V146H259ZM258 150V151H259ZM88 151V150H87ZM91 150H89V152H90ZM262 151V150H261ZM261 151H259L260 153H259V156H260V158H261V163H260V165L258 164V165H256V169L258 170V169H260L261 170V168H264L263 166H264V152H263V154L261 153ZM211 152H213V151H210V153ZM255 152H257V151H255ZM92 153V152H91ZM214 153V152H213ZM212 153V155L214 156V154ZM219 154V153H218ZM255 154V153H254ZM68 154H64L63 155V157L64 158H66V157H69V156H67ZM93 155V154H92ZM211 155V154H210ZM95 156H93V157H95ZM212 156V157H213ZM216 156V155H215ZM220 156V155H219ZM258 156V157H259ZM210 157V156H209ZM85 158V157H84ZM83 158V159H84ZM89 158V157H88ZM183 158H187V159H183ZM211 158V157H210ZM215 158V157H214ZM224 158V159H225ZM201 159H204L205 160V162L206 163H204V162H201ZM239 160L240 161V163H241V165H242V167H240V168H237V167H235V161L236 160ZM256 159V158H255ZM87 159H85V161H86ZM91 160H93V158L91 159ZM213 160V159H212ZM217 160V159H216ZM258 159H256V160H254V161H257ZM67 161H70V158H68L67 159ZM188 161H190V162H188ZM223 161H225V160H223ZM258 161H260V159L258 160ZM256 162V164L257 163H259V162ZM88 162L90 163V161L88 160ZM168 162H171L170 163V165H172L173 167H170L169 165H168ZM77 163V162H76ZM187 163L190 165V167L189 166H187ZM252 163H254V162H252ZM91 164L92 165H94L92 162H91ZM245 164V166H243ZM249 164H251V163H249ZM255 164V163H254ZM98 165V166H97ZM140 165V164H139ZM138 165V166H139ZM248 165V166H247ZM80 166V165H79ZM85 166V165H84ZM223 166H225V168H226V170L223 168ZM94 167V166H93ZM100 167V168H99ZM189 168V171H187V169L186 168ZM260 167V168H259ZM85 168V167H84ZM144 168V169H145ZM248 168H250V166L248 167ZM83 169V168H82ZM143 169V170H144ZM227 169H228V171H227ZM255 169V168H254ZM89 170H90V168H89ZM94 170V171H95ZM207 170V171H208ZM243 170H244V172H243ZM253 170V169H252ZM256 170V171H257ZM260 170H259V173H261L260 172ZM264 170V169H263ZM98 171L99 170H97V173L96 174H99L100 173V171H99V173H98ZM129 171V172H130ZM88 172H91V171H88ZM108 172H106V174L104 173V172H102V173H104L105 175H107V173ZM137 172V171H136ZM144 172H145V170H144ZM258 172V171H257ZM87 173V172H86ZM91 173H93V171L91 172ZM94 173V174H95ZM101 173V174H102ZM131 173V172H130ZM212 173V174H213ZM84 174H85V172H84ZM94 174H92L93 175V177L96 175H94ZM132 174V173H131ZM262 174V173H261ZM104 175V176H105ZM127 175H130V174H127ZM134 175V174H133ZM247 175V174H246ZM248 175V176H249ZM255 175V178H258V177H256V174H254ZM257 175H258V173H257ZM90 176V175H89ZM253 176V175H252ZM88 177V176H87ZM92 177V178H93ZM96 177H98V175H96ZM95 177V178H96ZM101 177V176H100ZM99 177V178H100ZM106 177V176H105ZM105 177H103L102 176V180H105L106 178ZM137 177V176H136ZM88 178H90V177H88ZM98 178V179H99ZM105 178V179H104ZM109 178V177H108ZM107 178V180H109ZM130 178V177H129ZM145 178V177H144ZM254 178V179H255ZM85 179V178H84ZM91 179V178H90ZM101 179V178H100ZM213 179H211V181L213 180ZM86 180V179H85ZM94 180V179H93ZM170 180L173 182L174 180L176 181V184H177V186L174 188V185H173V183H171L170 182ZM256 180V179H255ZM258 180V179H257ZM80 181H82V180H80ZM88 181V180H87ZM98 181V180H97ZM219 181V182H218ZM100 182H103V181H100ZM110 182V181H109ZM260 182V181H259ZM258 182V183H259ZM86 183H88V182H86ZM98 183H99V181H98ZM104 183H105V181H104ZM263 183V182H262ZM262 183L260 182V184H261V186H262ZM82 184H83V188H84V183H83V181H82ZM89 184H90V182H89ZM94 184H95V182H94ZM148 184V183H147ZM146 184V185H147ZM210 184V183H209ZM259 184V185H260ZM77 185V184H76ZM81 185V184H80ZM87 185V184H86ZM131 185V184H130ZM82 186V185H81ZM88 186V185H87ZM94 185H90V186H88V187H86L85 188V190L87 189V188H91V187H93ZM214 186V185H213ZM212 186V187H213ZM264 186V185H263ZM215 187V186H214ZM64 188V187H63ZM89 188V189H90ZM178 190H177V189ZM88 189V191H90ZM103 189H104V192L106 191V193L107 194H103ZM131 189V188H130ZM148 189H149V186H148ZM216 189V188H215ZM259 189H261L260 187H259ZM258 189V190H259ZM263 189H264V187H263ZM93 190V189H92ZM131 190H133V189H131ZM150 190V189H149ZM148 190V191H149ZM214 190V189H213ZM217 190V189H216ZM262 190V189H261ZM96 191H94V193L96 192ZM264 191V190H263ZM263 191H261V192H263ZM78 191H76V193H77ZM79 192H80V188H79ZM81 193V192H80ZM93 193V194H94ZM214 193V192H213ZM212 193V194H213ZM217 193V192H216ZM83 194H84V192H83ZM86 194V193H85ZM87 194H89V196H90V193L88 192ZM92 194V193H91ZM96 194V193H95ZM103 194V195H102ZM151 194V193H150ZM151 194V195H152ZM261 194V193H260ZM74 195V194H73ZM77 195V194H76ZM80 197H82L81 195H79ZM84 196H86V195H84ZM93 196V195H92ZM132 196V195H131ZM153 196V195H152ZM261 196H264V195H261ZM48 197V196H47ZM94 197H95V195H94ZM94 197H92L93 198V200L95 199ZM135 198H136V196H134ZM181 197V196H180ZM217 197V196H216ZM83 198H85V197H83ZM89 198H91V197H89ZM131 198V197H130ZM130 198H128V199H130ZM138 198V197H137ZM156 198V199H157ZM87 199H88V197H87ZM104 199V198H103ZM106 199V198H105ZM132 199V198H131ZM151 199V198H150ZM153 199H154V197H153ZM155 199V202L156 201H158V199L156 200ZM165 199V200H166ZM179 199V198H178ZM224 199H225V197H224ZM244 199V198H243ZM80 200H81V198H80ZM91 200V199H90ZM92 200V201H93ZM149 200V199H148ZM152 200V199H151ZM166 200V201H167ZM196 200H194V201H196ZM239 200V199H238ZM245 200V199H244ZM243 200V202H245ZM249 200V199H248ZM89 201V200H88ZM105 201V200H104ZM166 201H164L165 203H166ZM178 201V200H177ZM183 201V200H182ZM247 201V200H246ZM259 201V200H258ZM257 201V202H258ZM102 202V203H101ZM132 202H134L133 200H132ZM132 202H130V203H132ZM136 202V201H135ZM170 202V201H169ZM174 202H175V200H174ZM179 202V201H178ZM187 202V203H188ZM191 202H189L188 203V207L186 208L185 207V211L184 212H186L185 214L187 215V218H185L186 217V215L185 216H183V218H185L187 221H189V225H190V223H192V224H194L195 223V221L192 219V220H190L189 218V216L191 215V213H193L192 212V210L194 209V207L192 208V206H194V202H193V204H191ZM238 202V201H237ZM82 203V202H81ZM93 203V205H95L94 204V202H92ZM105 203H107L106 201L104 202V204ZM137 203H139V200H138V202ZM161 203H163V202H161ZM161 203H159V205L161 204ZM175 203H177V202H175ZM174 203V204H175ZM226 203V202H225ZM250 203V202H249ZM146 204V203H145ZM151 204V203H150ZM164 204V203H163ZM162 204V205H163ZM168 204V203H167ZM172 203H170V205H171ZM182 204V203H181ZM180 204V205H181ZM186 204V203H185ZM185 204H184V202H183V205L185 206ZM221 204V205H220ZM237 204V203H236ZM257 204H259V202L257 203ZM78 205H80V204H78ZM85 205H87V204H85ZM92 205V204H91ZM96 205V206H97ZM107 205V204H106ZM106 205H104L105 207H106ZM139 205H141V204H139ZM158 205V207H161V206H159ZM165 205V204H164ZM170 205H168L169 207H170ZM173 205V204H172ZM245 205V204H244ZM133 206V207H132ZM184 206H182V207H184ZM229 206V205H228ZM257 206V205H256ZM256 206H253L255 209H254V212H252V213H245L238 205L237 206H235V209H232L233 211L235 210L236 211V214L238 215V217H239V219L243 222V224L246 226V225H254V224H256L257 223V221L259 220V221H264V219H261V218H259V217H257V215H258V207L256 208ZM93 207V206H92ZM101 207H102V205H101ZM109 207V206H108ZM107 207V208H108ZM154 207H155V205H154ZM168 207V208H169ZM171 207H173V206H171ZM224 207V206H223ZM232 207H234V206H232ZM231 207V208H232ZM252 207V208H253ZM79 208V207H78ZM104 208V207H103ZM143 208H145V206L143 207ZM94 208H92V210H93ZM100 209V208H99ZM145 209H147V208H145ZM165 209H166V207H165ZM170 209V208H169ZM173 209V208H172ZM180 209L181 210H183L181 207H180ZM194 209V210H195ZM220 209V208H219ZM247 209V208H246ZM95 210L96 211H101V210H97L96 209V207H95ZM104 210V209H103ZM159 210V209H158ZM157 210V211H158ZM167 211H168V209H166ZM175 210H176V208H175ZM213 210V211H212ZM216 209H215V211H217ZM222 209H220V211H221ZM231 210V209H230ZM248 210V209H247ZM249 210H251V209H249ZM107 212H108V210H106ZM146 211V210H145ZM196 211H194V212H196ZM253 211V210H252ZM78 214L80 215L81 213H83V212H85V210L84 211H82L81 209H79L78 211ZM140 212V213H139ZM149 212V211H148ZM178 212H180L179 211V209H178ZM231 212V211H230ZM97 214H99L100 215V213L99 212H96ZM104 213V212H103ZM144 213V212H143ZM170 213V212H169ZM183 213V212H182ZM222 213V212H221ZM233 213V212H232ZM87 214V213H86ZM96 214V215H97ZM105 214H107V213H104V217H106L105 216ZM145 214V213H144ZM160 214V213H159ZM171 214H172V212H171ZM178 214H180V213H178ZM196 214V213H195ZM235 214V213H234ZM91 215H93V214H91ZM90 215V216H91ZM108 215V214H107ZM141 215V216H140ZM170 215V214H169ZM173 215V214H172ZM229 215V214H228ZM231 215V214H230ZM260 215V217H262V215L261 214H259ZM258 215V216H259ZM55 216V215H54ZM98 216V215H97ZM102 215H100V217H101ZM146 216V215H145ZM154 216V215H153ZM171 216V215H170ZM195 216V215H194ZM215 216V215H214ZM264 216V215H263ZM81 217V216H80ZM79 217V218H80ZM94 217V216H93ZM99 217V218H100ZM147 217V216H146ZM178 217H181V216H179L178 215ZM231 217V216H230ZM153 218V217H152ZM170 218V217H169ZM172 218V217H171ZM182 218V217H181ZM234 218V217H233ZM236 218V217H235ZM259 218V219H258ZM102 219V218H101ZM100 219V220H101ZM119 219V220H120ZM151 219V218H150ZM237 219V218H236ZM94 220V219H93ZM105 220H107V219H104V221ZM115 220V219H114ZM116 220V221H117ZM117 221V222H120V221ZM147 220V219H146ZM145 220V221H146ZM96 221V220H95ZM97 221H98V219H97ZM102 221L103 220H101V223H102ZM103 221V222H104ZM108 221V223H109V225L110 226H107L108 224H106V223H104V225L106 224V226L108 227V228H110V232L108 231V230H106L105 229V227L106 226H103V228H102V225L101 226H93V229H91L92 231H91V234L89 233V232H85L87 235V237L88 236H96V238H93L92 237V239H94L93 241H94V243L92 242L91 244H93L92 246L94 247H91L90 249H92V251H90L89 253H88V255H90L92 258L91 259H89L88 261H89V263L91 264L92 262H94V263H96V264H98L99 263V261H97V260H100L99 259V254L97 253V251H99L100 249H101V246L103 245H101V240H103V238L102 237H104V235H106V234H104L103 236H102V233H104V230H106V233H109L108 235L110 236V234L112 233L111 231V227H112V224L113 223H111V222H109ZM139 221V222H138ZM144 221V222H145ZM148 221H150V220H148ZM148 221H146V222H148ZM153 221V220H152ZM173 221V220H172ZM193 221V222H192ZM211 221V220H210ZM258 221V222H259ZM81 223H84V225L86 226L87 224V219H86V217H84V218H81V221H80ZM99 222V221H98ZM97 222V223H98ZM116 222V223H117ZM143 222V223H144ZM146 222H145V224L144 225H146ZM154 222V221H153ZM207 222V221H206ZM209 222V221H208ZM238 222V221H237ZM100 223V224H101ZM115 223V224H116ZM161 223V222H160ZM227 223V222H226ZM225 223V224H226ZM114 224V226H117V225H115ZM219 224V223H218ZM83 225V226H84ZM131 226V227H129V228H127V226ZM159 225V224H158ZM178 225V224H177ZM228 225H229V223H228ZM258 225V224H257ZM263 225V224H262ZM261 225V226H262ZM90 226H91V224H90ZM142 226V225H141ZM166 226H168V225H166ZM202 226V225H201ZM210 226H211V224H210ZM221 226V225H220ZM227 226V225H226ZM256 226V225H255ZM56 227H57V225H56ZM106 227V228H107ZM143 227V226H142ZM141 227V228H142ZM144 227H146V226H144ZM149 227V226H148ZM198 227V226H197ZM207 227H208V225H207ZM212 227V226H211ZM219 227V226H218ZM256 227H259V226H256ZM88 228V227H87ZM209 228V227H208ZM234 228H236V227H234ZM261 228V227H260ZM263 228V227H262ZM142 229H145V228H142ZM238 229V228H237ZM149 230V229H148ZM148 230H145V232L146 231H148ZM212 230V229H211ZM223 230V229H222ZM229 230H230V227H229ZM144 231V230H143ZM150 231V230H149ZM149 231H148V233H149ZM154 231V230H153ZM168 231V230H167ZM187 231V230H186ZM213 231V230H212ZM211 231V232H212ZM57 232V231H56ZM151 232V231H150ZM173 232V231H172ZM171 232V233H172ZM210 232V231H209ZM210 232V233H211ZM227 232V231H226ZM229 232V231H228ZM80 233H81V231H80ZM209 233V234H210ZM224 233V232H223ZM159 233H157V235H158ZM228 234V233H227ZM81 235V234H80ZM143 235V237H145ZM147 235V234H146ZM156 234H155V236H157ZM214 235V234H213ZM212 235V239H214V236ZM68 236V235H67ZM109 236H108V238H109ZM118 236H120V237H118ZM159 237L161 236V234H159L158 235ZM210 236H211V234H210ZM239 236V235H238ZM243 236H245L244 238H243V243H242V245L241 246H244V247H250V246H255V245H258L257 244V237H252L251 235H250V233H245ZM242 236V237H243ZM107 237V236H106ZM112 237V236H111ZM159 237L157 238V240H159ZM162 237V236H161ZM171 237H172V235H171ZM230 237V236H229ZM107 238V239H108ZM118 238H120L121 240H119V243H118V241H117V239ZM149 238H150V235L149 236H146V240L147 241H150L149 240ZM238 238V237H237ZM260 238H261V236H260ZM105 239V238H104ZM106 239V242H108V240ZM180 239V238H179ZM178 239V240H179ZM200 239V238H199ZM240 239V238H239ZM259 239V238H258ZM261 239H263V238H261ZM76 240V239H75ZM152 240V239H151ZM187 240V239H186ZM260 240V239H259ZM80 241H82V238H81V240ZM128 241H131V239L130 240H128ZM161 241V240H160ZM163 241V240H162ZM161 241V242H162ZM180 241V240H179ZM213 241L214 240H212L211 242L213 243ZM62 242H63V240H62ZM75 242V241H74ZM104 242V241H103ZM102 242V243H103ZM132 242V241H131ZM130 242V243H131ZM136 242V243H135ZM260 242V241H259ZM261 242L263 243V241L261 240ZM260 242V243H261ZM105 243V242H104ZM129 243V244H130ZM160 243V242H159ZM167 243V242H166ZM171 243V242H170ZM175 243V242H174ZM215 243V242H214ZM214 243H213V245H214ZM235 243V242H234ZM262 243H261V245H262ZM70 244V243H69ZM82 244H84L83 246L84 247H88V244H87V242H86V239L85 240H83V242H82ZM132 244V243H131ZM146 244V243H145ZM150 244V243H149ZM155 244V243H154ZM225 244V243H224ZM104 245H106V243L104 244ZM109 245V244H108ZM151 245V244H150ZM149 245V246H150ZM65 246V245H64ZM107 246V245H106ZM117 246V245H116ZM154 246H156V245H154ZM109 247H110V245H109ZM112 247V246H111ZM132 246H130V248H131ZM146 247H147V245H146ZM153 247V246H152ZM165 247V246H164ZM214 247V246H213ZM255 247H257V246H255ZM262 247V246H261ZM67 248V247H66ZM97 248V249H96ZM107 248H108V246H107ZM183 248V247H182ZM184 248H186V247H184ZM264 248V247H263ZM81 249V248H80ZM89 249V250H90ZM104 249V248H103ZM105 249H106V247H105ZM104 249V250H105ZM109 249V248H108ZM117 249V248H116ZM120 248H118L117 250H119ZM147 249V248H146ZM154 249H158L157 251H159V249L160 248H153L152 250H153V252H154ZM248 249V248H247ZM86 250V249H85ZM102 250V249H101ZM101 250L99 251V252H101ZM144 250V249H143ZM148 250V249H147ZM181 250V249H180ZM206 250V249H205ZM237 250V249H236ZM246 250V249H245ZM253 250V249H252ZM259 250V249H258ZM82 251V250H81ZM103 251V250H102ZM137 251V252H138ZM156 251V250H155ZM163 251V250H162ZM161 251V252H162ZM198 251H199V249H198ZM239 251V250H238ZM240 251H242V249L240 250ZM239 251V253H237V254H239L238 256H239V258H244V254H243V252H240ZM251 252V253H253L252 251H249V250H246V252ZM261 251V250H260ZM66 252H67V249H66ZM83 252V251H82ZM107 252V251H106ZM112 252V251H111ZM115 252V251H114ZM120 252V251H119ZM122 252H124V251H122ZM71 253V252H70ZM108 253H110V252H108ZM129 253L131 254V251H129ZM129 253H128V255H129ZM139 253V252H138ZM141 253V252H140ZM145 253V252H144ZM147 253H150V252H147ZM159 253H160V251H159ZM158 253V254H159ZM165 253V252H164ZM204 253V252H203ZM248 253V254H249ZM68 254V253H67ZM84 254V253H83ZM86 254V253H85ZM117 254V253H116ZM119 254V253H118ZM157 254V255H158ZM180 254V253H179ZM248 254L246 255V257L248 256ZM80 255V254H79ZM127 255V256H128ZM147 255V254H146ZM145 255V256H146ZM150 255V254H149ZM155 255H156V253H155ZM186 255V254H185ZM200 255V254H199ZM255 255V254H254ZM81 256V255H80ZM105 256V255H104ZM144 256V257H145ZM264 256V255H263ZM102 257H103V255H102ZM102 257H100L101 258V260H103V258ZM136 257V256H135ZM146 257H148V256H146ZM155 257V256H154ZM188 257V256H187ZM258 257V259H260L261 257H259V256H257ZM86 258H88V257H86ZM106 258V257H105ZM149 259H150V257H148ZM189 258H192V257H189ZM206 258V257H205ZM205 258H204V260H205ZM114 259H115V264L117 263V260L118 261H124V259L125 258H123L122 256H119V257H117L116 255H115V257H114ZM138 258H136V260H137ZM183 259V258H182ZM186 259H188V258H186ZM199 260V257L198 258H196V260ZM247 259V258H246ZM263 259V258H262ZM64 260V259H63ZM90 260L92 261V262H90ZM128 260H129V257H128ZM131 260V259H130ZM135 260V261H136ZM152 260H153V258H152ZM156 261H157V259H155ZM154 260V261H155ZM192 260H195V259H192ZM195 260V261H196ZM248 260V259H247ZM246 260V261H247ZM256 260V259H255ZM141 261V260H140ZM143 261H145L144 259H143ZM195 261H193L194 263H195ZM257 261V260H256ZM260 261V260H259ZM150 262H151V260H150ZM179 262H181V261H179ZM193 262H191V264H194ZM203 262V261H202ZM251 262H253V261H251ZM110 263L112 264L113 262H111L110 261ZM157 263V262H156ZM155 263V264H156ZM159 263V262H158ZM157 263V264H158ZM166 263V262H165ZM183 263V262H182ZM186 263H189V262H186ZM250 263V262H249ZM100 264H101V262H100ZM104 264V263H103ZM106 264H108V263H106ZM124 264H126V263H124ZM138 264V263H137ZM141 264H142V262H141ZM146 264H147V262H146ZM151 264H152V262H151ZM171 264V263H170ZM196 264V263H195ZM197 264H200V263H197ZM207 264V263H206ZM253 264H254V262H253ZM263 264V263H262Z\"/></svg>",
    "mask_w": 264,
    "mask_h": 264
},
{
    "label": "crops",
    "instance_id": "obj_3",
    "mask_svg": "<svg viewBox=\"0 0 264 264\" xmlns=\"http://www.w3.org/2000/svg\"><path fill=\"white\" fill-rule=\"evenodd\" d=\"M226 2L253 25H264V0H205L204 5L212 10ZM255 40L264 42V35ZM12 170L0 197V264H59L53 255L46 256V250L58 249L56 211L47 186L36 174Z\"/></svg>",
    "mask_w": 264,
    "mask_h": 264
}]
</instances>
